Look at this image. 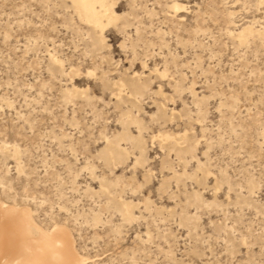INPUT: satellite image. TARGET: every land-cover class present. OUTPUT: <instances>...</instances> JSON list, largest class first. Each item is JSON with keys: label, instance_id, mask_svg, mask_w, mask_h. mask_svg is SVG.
<instances>
[{"label": "snow or ice", "instance_id": "snow-or-ice-1", "mask_svg": "<svg viewBox=\"0 0 264 264\" xmlns=\"http://www.w3.org/2000/svg\"><path fill=\"white\" fill-rule=\"evenodd\" d=\"M238 7L64 0L62 21L43 22L70 35L60 43L27 21L31 34L14 51L40 75L21 86L12 74L22 62H0V195L27 202L50 243L23 264H264V0L244 3L260 14L251 23L234 24ZM25 23L10 16L0 45H19ZM178 121L182 130H169ZM164 197L183 207H160ZM137 225L124 259H111L103 242L119 244Z\"/></svg>", "mask_w": 264, "mask_h": 264}, {"label": "rangeland", "instance_id": "rangeland-1", "mask_svg": "<svg viewBox=\"0 0 264 264\" xmlns=\"http://www.w3.org/2000/svg\"><path fill=\"white\" fill-rule=\"evenodd\" d=\"M203 3H212V4H216V3H223V0H202ZM230 2H236V0H230ZM245 2L248 3H252L254 2V0H239V4L240 7H238L235 10L234 13V24H241V23H251L253 20L258 21L260 19V14L258 12H251L247 9L243 8V5ZM64 0H0V29H3L9 21V18L11 16L13 23H15L17 18H24L26 20V23L23 27V29H19L17 28L18 34L21 37L20 41H19V45H17V41L15 39H13L10 42V45L8 48H5L3 45H0V62H3L5 60V56L7 54H11L14 57L13 60V68L15 69V64L16 61L19 60L21 61V67L19 69V75L16 74L15 71H13L12 74V80L15 82L17 79L20 80L21 82V86L25 83V82H31L33 79H35L36 77H38L40 75V70L39 67L36 68L35 73H33V71L29 70L30 65L33 63H36V61H31L29 59V57H26L23 53V51H21L20 53H16L14 51V48L16 46H20L21 48L23 47L24 44V37L27 35H30L31 33L28 31L29 29V25L27 23V21H32V29L31 31H36L35 29V24L39 23L41 25H43V22L45 19L52 21L53 23H60L62 21V16L61 13L63 12L62 8H57L58 4H63ZM26 5L25 8H21L20 5ZM5 5H7V7H5ZM220 11L221 16H223V11L222 10H218ZM229 11H231V9H229ZM23 13V17L20 16V14ZM39 18V19H37ZM51 28V24L49 25H43L42 28L40 29V32L43 34H49V29ZM63 29H57V31L55 32H51L49 34V39L55 38L57 43H60L61 41H66L70 39V35H65L64 34ZM16 33L14 32V35ZM187 37H185L186 39ZM173 40H175V37L172 38ZM51 45L49 44V47ZM205 47H207V45H205ZM10 49H13L11 52L9 51ZM173 49H175V44H173ZM42 51V49H41ZM65 51H67V48H65ZM159 51V50H157ZM191 51V49H190ZM203 51V49L201 48H197L196 52L197 54ZM177 56L178 57H183L184 56V49L180 48L179 50H177ZM29 56H31V53H29ZM193 57L190 55L189 57L185 58V60L183 61L184 63H187V61L189 59H192ZM117 60H119V56L116 57ZM157 59H159V57H157ZM41 60H43V56H41ZM224 63H228L227 60L224 61ZM207 65H205L206 67ZM8 79L7 74L5 73L2 65H0V81H6ZM84 86H87V81H85ZM258 90V89H257ZM3 91V90H0ZM257 99H259V97L257 96ZM178 110V109H177ZM144 111H149V108L146 106L144 108ZM149 114H151L149 112ZM183 121H178L177 125H172L171 123H169L168 127L169 130H171L172 128H177L178 130H182L180 128V126L183 125ZM110 130H118V126L116 125L115 121H113V123L110 125ZM77 139H80V137L77 135ZM93 147H97V145L95 144V141H93ZM102 147V145H101ZM93 155L95 153H92ZM69 156L71 155V153L68 154ZM161 156V153L159 152V147L157 146L156 149L152 150L151 155L149 156V159L151 160V162L153 164H156L158 166V161L159 158ZM3 167V161L0 160V168ZM130 167V166H129ZM256 169H257V174L259 171V163H256ZM101 174H103V172H101ZM51 176V173L49 174ZM114 175L115 176H127L129 175L128 172L124 171L123 168H118L114 171ZM142 178V177H141ZM87 183L85 180H81L80 184H84ZM98 183L97 181H93V184ZM155 184V187H150L149 189L146 190L145 195H147V193L156 192V188L159 187V180H155L153 182ZM92 185L89 184V187H91ZM185 187H187L188 191L192 190V185L191 182H189V184L187 186H185L184 184L180 185V196H183L184 191H185ZM42 190H43V186H42ZM173 190H175V185H173ZM0 193H2V190H0ZM81 195H84L83 192H81ZM159 198V194L156 193V195H154L152 197V199H157ZM0 202H4L7 204H17V205H23V206H27V202L25 201H18L15 196H12L11 198L9 197H2V195H0ZM174 203L175 204H180L181 207H183L182 201L180 199H176L175 202L170 201L167 199V197H164L162 199H160V207H165V208H171L174 207ZM83 210V208H82ZM32 211H35V209H32ZM214 218V214L213 217ZM210 219L207 215H205L204 221L207 222V220ZM163 227V226H162ZM171 230H175L171 225L169 226ZM143 230L141 228L140 225H137L135 230L129 231L125 233V238L121 239L119 241V244L117 243V241L115 239H109L103 242V246L108 248V251L110 253H112L111 255V259L113 260H117V259H124L123 255L121 254V247L120 245H123L125 248L129 247L132 244V239L134 238L137 234V231ZM87 234V233H85ZM181 246L183 245V241H180ZM102 254V253H101Z\"/></svg>", "mask_w": 264, "mask_h": 264}, {"label": "bare ground", "instance_id": "bare-ground-1", "mask_svg": "<svg viewBox=\"0 0 264 264\" xmlns=\"http://www.w3.org/2000/svg\"><path fill=\"white\" fill-rule=\"evenodd\" d=\"M28 207L0 202V261H23L38 258L37 249L50 241L35 231Z\"/></svg>", "mask_w": 264, "mask_h": 264}]
</instances>
